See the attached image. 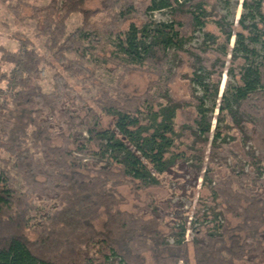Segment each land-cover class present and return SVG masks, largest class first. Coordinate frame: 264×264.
<instances>
[{
  "label": "trees",
  "instance_id": "1",
  "mask_svg": "<svg viewBox=\"0 0 264 264\" xmlns=\"http://www.w3.org/2000/svg\"><path fill=\"white\" fill-rule=\"evenodd\" d=\"M92 1L30 6L47 61L30 38L17 37L16 50L0 44V264H264V0H242L237 19V0H220L223 13L217 0ZM0 4L17 19L28 6ZM162 9L167 20L147 18ZM74 13L81 25L68 32ZM196 30L202 42L185 47ZM169 49L185 54L188 98L120 88L93 98L96 111L69 81L108 62L157 71ZM44 63L56 68L49 92L35 84ZM223 74L233 84L220 91ZM189 159L209 191L189 220H166L156 208L172 205L151 195L122 208L121 185L159 186V175Z\"/></svg>",
  "mask_w": 264,
  "mask_h": 264
},
{
  "label": "rangeland",
  "instance_id": "2",
  "mask_svg": "<svg viewBox=\"0 0 264 264\" xmlns=\"http://www.w3.org/2000/svg\"><path fill=\"white\" fill-rule=\"evenodd\" d=\"M28 3V6L24 7L21 18L17 19L5 8L4 5L0 4V44L5 46L10 50H16L18 48L17 37L24 36L30 38L35 45L36 51L40 56L45 60H49V50L48 42L44 36L36 37L35 29V20L30 17L31 8H41L44 5L48 4L49 0H25ZM145 1V0H141ZM217 0V10L220 13H223L222 9L223 3ZM236 1V0H235ZM242 0H237V4L233 7L234 19L239 17L240 12L242 11L241 2ZM234 0H229V3L232 5ZM97 0H94L90 3V6H96ZM111 14H99L93 20L99 21H108ZM135 14L137 16L141 15V12L138 10ZM169 16V11L166 9L162 10H153L147 12V18L153 21L167 20ZM138 18V17H137ZM133 18L132 20L136 23H139L140 19ZM128 20L125 25L128 24ZM81 25V17L78 13L72 14L66 21V28L68 32L73 31ZM124 25V26H125ZM211 28V27H209ZM202 42V30H196L193 32L191 40L185 45L187 48H195ZM233 40H231L232 44ZM105 43L102 40L97 44V48L103 46ZM108 48V46H107ZM166 61L162 64L161 68L153 69L152 66L145 68L149 70H142L132 68L124 69L123 66L117 65L115 63H107V65L99 66L95 68L91 78L82 77L76 78L70 76V83H72L75 88L78 90L80 96L87 100L90 104L94 106V109L97 111L93 103V98H96L101 91H108L110 93L116 92V90L122 88L125 92L128 93H140L143 92L148 85H150V94L153 97L161 98L166 93L172 94L178 98H188L190 92L189 81L185 78L186 73L189 70L186 64H181L184 60V53H177L176 51L169 49L167 50ZM40 78L35 81V84L40 85L43 91L49 92L53 89V74L56 72L55 67H50L47 64H43L40 68ZM111 69V70H110ZM161 69V70H159ZM159 70V71H158ZM224 80V81H223ZM233 84L232 79H228L225 74L222 75L220 91L224 89V86L231 87ZM149 87V86H148ZM216 114V113H214ZM243 120L250 121L251 118L244 114L242 115ZM184 120L183 116L179 114L177 116V121ZM109 122L108 118L103 119L104 125H107ZM212 126L215 124V120L211 121ZM195 137V136H194ZM194 139V138H193ZM191 138L184 137L183 141L190 144ZM240 143L244 150L249 151L252 147L251 141L247 138L245 134V127L240 134ZM207 156L214 157V160H217L215 153L210 150L205 151ZM37 157H39L37 155ZM90 158L95 161L97 160L95 156H90ZM238 159V156H237ZM225 163L222 171L230 170V158L222 160ZM190 164H192L189 159L184 164H177L174 166L171 171L168 173L159 175L160 180L159 186L148 187L146 189H140L135 191L136 186H134L133 191L129 185H121L118 190L125 198V203L122 205V208L132 210L134 205L145 204L143 201L151 195L156 200L165 201L172 205V210L163 211L160 208H156L158 214H165L166 220H189L191 215V210L195 206L197 197L207 196L208 189L204 188L201 185V178L199 175H195L189 172ZM238 170L247 171V163L243 159H238ZM156 178L157 175L155 174ZM155 202V200H154ZM190 241L191 236L186 237Z\"/></svg>",
  "mask_w": 264,
  "mask_h": 264
},
{
  "label": "built area",
  "instance_id": "3",
  "mask_svg": "<svg viewBox=\"0 0 264 264\" xmlns=\"http://www.w3.org/2000/svg\"><path fill=\"white\" fill-rule=\"evenodd\" d=\"M188 235H189V233H188V231H187L185 237H187Z\"/></svg>",
  "mask_w": 264,
  "mask_h": 264
},
{
  "label": "bare ground",
  "instance_id": "4",
  "mask_svg": "<svg viewBox=\"0 0 264 264\" xmlns=\"http://www.w3.org/2000/svg\"><path fill=\"white\" fill-rule=\"evenodd\" d=\"M224 81V80H223Z\"/></svg>",
  "mask_w": 264,
  "mask_h": 264
}]
</instances>
